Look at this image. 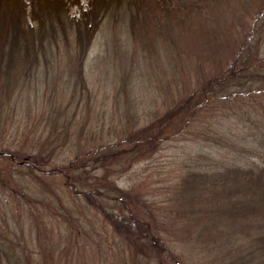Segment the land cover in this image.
Here are the masks:
<instances>
[{
    "label": "trees",
    "instance_id": "trees-1",
    "mask_svg": "<svg viewBox=\"0 0 264 264\" xmlns=\"http://www.w3.org/2000/svg\"><path fill=\"white\" fill-rule=\"evenodd\" d=\"M109 18L129 50L114 34L97 57L135 90L139 56L177 64L157 70L163 111L118 93L106 142L51 92L82 101ZM170 149L161 202L118 185ZM0 264H264V0H0Z\"/></svg>",
    "mask_w": 264,
    "mask_h": 264
},
{
    "label": "rangeland",
    "instance_id": "rangeland-1",
    "mask_svg": "<svg viewBox=\"0 0 264 264\" xmlns=\"http://www.w3.org/2000/svg\"><path fill=\"white\" fill-rule=\"evenodd\" d=\"M87 2L88 0H81L84 7L87 6ZM71 14L77 17L78 10L73 8ZM114 34H116V42L121 43L122 48L129 50L130 35L127 32L125 23L116 27L112 18L107 19L94 43L93 62H87L88 67L86 68L90 72V75H88L89 91L84 92L85 94L81 102H79V93L83 92L79 89V86L64 88V85L61 84L58 91L51 92L68 93L65 101L66 104H70L68 108H65L66 112L69 113L67 115L72 116L74 113L76 123H81L84 131H94L96 138L103 137L106 142L112 137L108 135L110 127L121 128L128 112L124 95L118 93L130 94L134 93L132 90L134 89L141 96L144 97L146 95V101L149 105H152L154 108L159 107L163 111L162 99L158 91V81L161 80V73L157 70L159 68L174 69L177 64L170 65L168 62L169 54L166 50L160 53L157 52L146 60L142 56H139L138 60H140L142 72L139 75L138 87L135 90L132 87L133 85L130 86V79H127L128 75L126 74V76L123 75L122 77L121 70L113 65V61H109L104 57H97L98 55L107 56L106 51L114 44V42H111ZM185 61V59L180 60L181 64H179L178 68H185ZM186 72L181 73L182 77L179 78L181 84L184 82ZM146 84L148 85L146 86ZM51 87L56 90L58 85L54 86L51 83ZM72 93H76L74 100L71 97ZM102 112L103 114L101 115ZM147 112L150 113L151 108ZM102 131L104 135H102ZM175 155H177L176 149H170L166 153L156 155L154 159L147 163L136 166L129 174L120 175L118 185L124 189L138 191V189L145 188L146 184L145 193L155 192L158 189L159 191L156 192L160 193L159 201L161 202V193L164 194V192L159 186L167 183L166 174L168 166L177 167L173 160ZM68 158L70 160L73 156H69ZM148 177L150 180H148ZM143 192L140 193L143 194ZM151 207L154 208V206ZM179 228L178 226L176 229ZM171 240L174 242L172 245L177 249V253L184 250L188 252L187 249L189 248L185 246L180 238H172ZM192 257L193 259H197L198 253L195 252Z\"/></svg>",
    "mask_w": 264,
    "mask_h": 264
}]
</instances>
